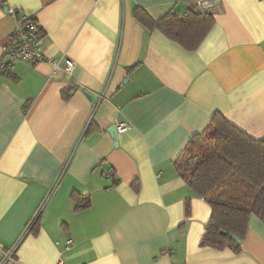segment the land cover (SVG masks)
I'll return each mask as SVG.
<instances>
[{
	"label": "crops",
	"instance_id": "crops-1",
	"mask_svg": "<svg viewBox=\"0 0 264 264\" xmlns=\"http://www.w3.org/2000/svg\"><path fill=\"white\" fill-rule=\"evenodd\" d=\"M189 5L0 0V60L19 26L15 11L36 19L47 58L74 62L56 74L49 61L17 62L0 76V264H264V223L254 215L240 253L200 246L212 209L175 167L216 112L264 139V0H218L195 51L133 16ZM121 122L129 128L111 135ZM73 192L91 207L76 212ZM38 217L34 234L27 228ZM15 247L4 262L1 249Z\"/></svg>",
	"mask_w": 264,
	"mask_h": 264
},
{
	"label": "trees",
	"instance_id": "trees-1",
	"mask_svg": "<svg viewBox=\"0 0 264 264\" xmlns=\"http://www.w3.org/2000/svg\"><path fill=\"white\" fill-rule=\"evenodd\" d=\"M184 1L190 5L183 13L169 11L155 19L137 7L133 16L148 30L159 31L185 50L195 51L213 28L215 18L209 11L198 9L194 5L197 0ZM73 93L74 89L63 91L62 97L68 101ZM89 132L87 128L84 136ZM175 167L212 209L200 246L240 253L251 216L264 223V139L249 136L216 112L206 129L191 138ZM71 198L76 212L92 205L91 198L80 193L73 192ZM189 213L188 204L186 214ZM39 219L31 233H37Z\"/></svg>",
	"mask_w": 264,
	"mask_h": 264
},
{
	"label": "built area",
	"instance_id": "built-area-1",
	"mask_svg": "<svg viewBox=\"0 0 264 264\" xmlns=\"http://www.w3.org/2000/svg\"><path fill=\"white\" fill-rule=\"evenodd\" d=\"M217 2L218 0H203L198 2V6L201 10L208 11L215 7ZM10 13L17 18L19 26L16 34L11 38L12 42L10 46L6 48L3 58L0 60V76L7 73L10 66L17 62L36 65L40 62L49 61L53 67V73L56 74L62 68L61 64L64 60L66 71L71 72L74 69V62L71 59H49L45 56L43 36L36 20L32 19V17L18 15L15 11H10ZM116 126L117 131L122 132L127 130L130 124L128 122H121ZM105 176L107 179L116 181L112 170L107 171ZM34 221L28 225V231L33 226ZM1 252L4 262L12 261L16 254V247L12 249L2 248ZM58 264H63V260L60 259Z\"/></svg>",
	"mask_w": 264,
	"mask_h": 264
},
{
	"label": "water",
	"instance_id": "water-1",
	"mask_svg": "<svg viewBox=\"0 0 264 264\" xmlns=\"http://www.w3.org/2000/svg\"><path fill=\"white\" fill-rule=\"evenodd\" d=\"M87 96H88V98L93 102V103H95L96 102V97H93L92 95H90V94H87ZM109 133L111 134V135H113V136H115L116 135V133H117V128H116V126L115 127H112L111 128V130L109 131ZM236 241H238V242H240L238 239H236V238H234Z\"/></svg>",
	"mask_w": 264,
	"mask_h": 264
},
{
	"label": "rangeland",
	"instance_id": "rangeland-1",
	"mask_svg": "<svg viewBox=\"0 0 264 264\" xmlns=\"http://www.w3.org/2000/svg\"><path fill=\"white\" fill-rule=\"evenodd\" d=\"M36 219H37V218H35V219H34L35 221L33 220V221H34V223L36 222Z\"/></svg>",
	"mask_w": 264,
	"mask_h": 264
},
{
	"label": "bare ground",
	"instance_id": "bare-ground-1",
	"mask_svg": "<svg viewBox=\"0 0 264 264\" xmlns=\"http://www.w3.org/2000/svg\"><path fill=\"white\" fill-rule=\"evenodd\" d=\"M33 225H34V224H33ZM32 227H33V226H32ZM32 227H31V228H32Z\"/></svg>",
	"mask_w": 264,
	"mask_h": 264
}]
</instances>
